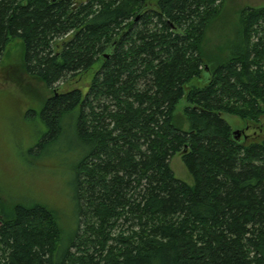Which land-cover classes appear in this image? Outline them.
<instances>
[{"label":"trees","instance_id":"16d2710c","mask_svg":"<svg viewBox=\"0 0 264 264\" xmlns=\"http://www.w3.org/2000/svg\"><path fill=\"white\" fill-rule=\"evenodd\" d=\"M215 1L0 0V59L18 38L23 71L52 90L30 151L62 136L78 149L72 228L44 199L0 201V264H264V137L222 117L264 115V5L240 9L221 56L204 41ZM101 96L114 106L96 111Z\"/></svg>","mask_w":264,"mask_h":264},{"label":"rangeland","instance_id":"374dc122","mask_svg":"<svg viewBox=\"0 0 264 264\" xmlns=\"http://www.w3.org/2000/svg\"><path fill=\"white\" fill-rule=\"evenodd\" d=\"M219 2H222L221 7L218 14L209 21L204 41L207 50L225 56L228 54V43L233 37V30L238 24L240 9L246 6H262L264 0L215 1L216 4H220ZM153 4L154 0L151 8ZM22 55V45L19 39L15 38L7 44L0 59V201L9 208L17 202L44 199L57 209L63 231L67 232V229L72 228L71 215L75 208L70 195L72 187L69 161L75 158L78 149L71 137L62 136L51 146L41 149L39 154L30 151L32 148L34 150L33 145L44 131L38 114L52 90L38 78L23 71ZM90 78V73H84L64 84L59 82L58 85L61 89L77 85L83 87ZM203 80L204 78H201L193 82L201 84ZM145 83L146 80L141 79L136 83V87L143 88ZM113 103L114 101L101 96L94 101L95 110L104 112L105 107H112ZM185 104L184 99L178 102L177 114L182 113ZM222 117L234 131L239 132V136L246 135L247 140H260L264 137V115L259 117L258 122L244 121L230 114H222ZM70 150L76 151L75 155ZM169 164L176 177L190 185L193 184L180 154H174ZM128 229L126 224H119L112 230L111 236H115L119 230L128 232ZM82 231L83 228L80 232ZM90 237L93 238L92 234ZM108 242L113 243L112 240ZM87 247L90 251L94 249L91 244Z\"/></svg>","mask_w":264,"mask_h":264},{"label":"water","instance_id":"95a60500","mask_svg":"<svg viewBox=\"0 0 264 264\" xmlns=\"http://www.w3.org/2000/svg\"><path fill=\"white\" fill-rule=\"evenodd\" d=\"M234 134H236L237 136H239V132L238 131H233Z\"/></svg>","mask_w":264,"mask_h":264}]
</instances>
